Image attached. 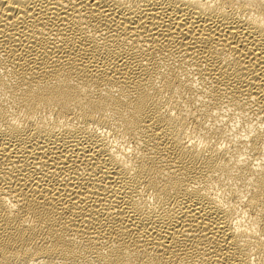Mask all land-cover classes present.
Instances as JSON below:
<instances>
[{
	"label": "bare ground",
	"instance_id": "obj_1",
	"mask_svg": "<svg viewBox=\"0 0 264 264\" xmlns=\"http://www.w3.org/2000/svg\"><path fill=\"white\" fill-rule=\"evenodd\" d=\"M0 264H264V0H0Z\"/></svg>",
	"mask_w": 264,
	"mask_h": 264
}]
</instances>
